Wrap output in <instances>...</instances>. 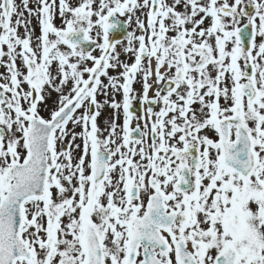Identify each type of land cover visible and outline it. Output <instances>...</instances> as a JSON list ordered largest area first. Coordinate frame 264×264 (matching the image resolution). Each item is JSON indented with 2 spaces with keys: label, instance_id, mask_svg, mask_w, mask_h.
Wrapping results in <instances>:
<instances>
[{
  "label": "snow or ice",
  "instance_id": "obj_1",
  "mask_svg": "<svg viewBox=\"0 0 264 264\" xmlns=\"http://www.w3.org/2000/svg\"><path fill=\"white\" fill-rule=\"evenodd\" d=\"M0 264H264V0H0Z\"/></svg>",
  "mask_w": 264,
  "mask_h": 264
}]
</instances>
